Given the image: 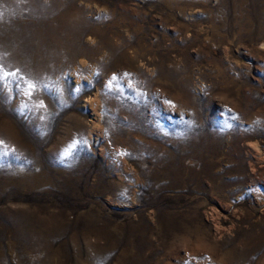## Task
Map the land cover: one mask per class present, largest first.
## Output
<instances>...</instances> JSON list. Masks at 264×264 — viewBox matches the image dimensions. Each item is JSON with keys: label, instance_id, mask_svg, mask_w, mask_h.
I'll list each match as a JSON object with an SVG mask.
<instances>
[{"label": "rangeland", "instance_id": "374dc122", "mask_svg": "<svg viewBox=\"0 0 264 264\" xmlns=\"http://www.w3.org/2000/svg\"><path fill=\"white\" fill-rule=\"evenodd\" d=\"M0 264H264V0H0Z\"/></svg>", "mask_w": 264, "mask_h": 264}]
</instances>
